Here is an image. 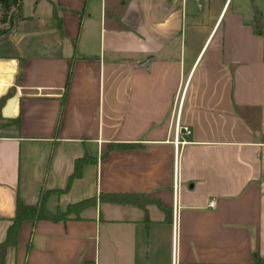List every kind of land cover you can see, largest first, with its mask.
<instances>
[{"label":"crops","instance_id":"obj_1","mask_svg":"<svg viewBox=\"0 0 264 264\" xmlns=\"http://www.w3.org/2000/svg\"><path fill=\"white\" fill-rule=\"evenodd\" d=\"M238 1L22 0L0 35V89L14 71L8 116L10 97L0 105V242L17 196L53 190L50 212L95 202L23 221L6 264L264 260V38L250 25L264 0ZM176 122L190 129L177 146Z\"/></svg>","mask_w":264,"mask_h":264},{"label":"trees","instance_id":"obj_2","mask_svg":"<svg viewBox=\"0 0 264 264\" xmlns=\"http://www.w3.org/2000/svg\"><path fill=\"white\" fill-rule=\"evenodd\" d=\"M22 9V0H0V35L4 34L13 25L15 15L20 17ZM254 34L264 38V21L260 11L255 15L254 20L250 23ZM22 60L19 59L18 68H20ZM13 91L11 87L8 89L1 103L8 97H11ZM121 147L131 146L121 144ZM90 161V158L83 156L74 161V169L68 178L67 185L64 189H57L54 192L60 193L68 188L71 181L81 175L82 166L85 162ZM53 190L41 189L38 200L35 204H26L17 196L14 215L9 219V224L5 231V236L0 242V264H6L7 259L14 253L17 246L18 230L25 220L37 221L47 219L51 221H64L74 214L78 218L79 211L88 204H93L95 198H88L74 204H70L66 209H57L55 212H50L46 207V200ZM100 200L106 202H121L125 204H135L143 207L149 200L143 194L137 193H101ZM254 264H264V260L257 254H253Z\"/></svg>","mask_w":264,"mask_h":264},{"label":"built area","instance_id":"obj_3","mask_svg":"<svg viewBox=\"0 0 264 264\" xmlns=\"http://www.w3.org/2000/svg\"><path fill=\"white\" fill-rule=\"evenodd\" d=\"M181 2H184L185 0H179ZM177 113H178V109H177ZM190 133V129L187 126H183V125H179L177 122L174 125V129H173V142L174 145H181L183 143H185V141L182 138L183 135H187ZM209 206H214V201H210L209 202ZM175 212H176V200L174 199L173 202V217L175 218ZM90 264H95V263H90Z\"/></svg>","mask_w":264,"mask_h":264},{"label":"water","instance_id":"obj_4","mask_svg":"<svg viewBox=\"0 0 264 264\" xmlns=\"http://www.w3.org/2000/svg\"><path fill=\"white\" fill-rule=\"evenodd\" d=\"M13 76H14V71L11 72L10 79H7V81L1 87V89H0V98L3 97L7 93L9 87L12 85V83H13ZM13 101H14V98H12V97H10V98H8L6 100L5 105L2 108V115L3 116H8L9 115V110H10L12 104H13Z\"/></svg>","mask_w":264,"mask_h":264},{"label":"rangeland","instance_id":"obj_5","mask_svg":"<svg viewBox=\"0 0 264 264\" xmlns=\"http://www.w3.org/2000/svg\"><path fill=\"white\" fill-rule=\"evenodd\" d=\"M27 2L30 1V0H26ZM236 2H240L238 0H232V5L235 4ZM251 2V1H250ZM246 3L249 4V0H246ZM239 5V4H238Z\"/></svg>","mask_w":264,"mask_h":264}]
</instances>
